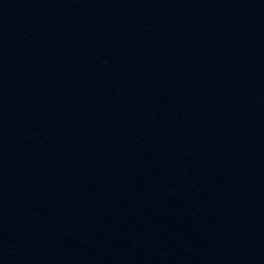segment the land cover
Returning <instances> with one entry per match:
<instances>
[{
  "label": "water",
  "instance_id": "water-1",
  "mask_svg": "<svg viewBox=\"0 0 264 264\" xmlns=\"http://www.w3.org/2000/svg\"><path fill=\"white\" fill-rule=\"evenodd\" d=\"M0 264H264V0H0Z\"/></svg>",
  "mask_w": 264,
  "mask_h": 264
}]
</instances>
